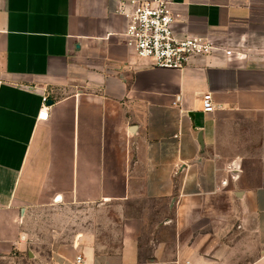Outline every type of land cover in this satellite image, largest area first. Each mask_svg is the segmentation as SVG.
I'll list each match as a JSON object with an SVG mask.
<instances>
[{"label": "crops", "instance_id": "0c3cea01", "mask_svg": "<svg viewBox=\"0 0 264 264\" xmlns=\"http://www.w3.org/2000/svg\"><path fill=\"white\" fill-rule=\"evenodd\" d=\"M148 1L0 0V264H264V0H170L178 30L245 47L185 69L127 46L122 11ZM136 198L176 207L149 259L131 225L117 247L31 233L43 207Z\"/></svg>", "mask_w": 264, "mask_h": 264}, {"label": "rangeland", "instance_id": "374dc122", "mask_svg": "<svg viewBox=\"0 0 264 264\" xmlns=\"http://www.w3.org/2000/svg\"><path fill=\"white\" fill-rule=\"evenodd\" d=\"M248 179L256 184H264V173L249 174ZM175 208L168 202L143 198L129 200L122 208L112 206L102 209L91 206L83 210L56 209L48 206L35 213L30 229L34 239L44 244L50 241L52 232L56 229L65 232L61 235V240L66 239L67 234L80 224H85L97 232L101 243L117 247L128 225H131L139 238L142 259H149L154 248L160 243L166 242L172 247L178 241L177 224H168L169 220L176 216ZM182 236L189 239L192 233L186 230Z\"/></svg>", "mask_w": 264, "mask_h": 264}, {"label": "built area", "instance_id": "2783aa9c", "mask_svg": "<svg viewBox=\"0 0 264 264\" xmlns=\"http://www.w3.org/2000/svg\"><path fill=\"white\" fill-rule=\"evenodd\" d=\"M170 0H151L134 3L130 12L122 11L127 19L124 32L127 46L140 58L151 59L154 65L166 69H185L196 61H203L215 50H223L227 55L241 53L243 43L233 44L215 35H192L186 30H178L171 9ZM47 97L37 119L49 118ZM204 111H214L211 93L203 95ZM81 256L77 258L80 263Z\"/></svg>", "mask_w": 264, "mask_h": 264}]
</instances>
